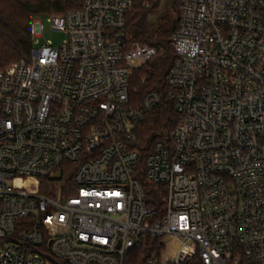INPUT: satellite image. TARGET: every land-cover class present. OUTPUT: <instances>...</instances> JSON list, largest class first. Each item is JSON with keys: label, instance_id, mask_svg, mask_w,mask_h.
<instances>
[{"label": "built area", "instance_id": "built-area-1", "mask_svg": "<svg viewBox=\"0 0 264 264\" xmlns=\"http://www.w3.org/2000/svg\"><path fill=\"white\" fill-rule=\"evenodd\" d=\"M134 1L33 18L31 52L0 69V264H124L146 238L145 264H264V0H173L169 90L141 98L158 48L128 34ZM45 18L58 47L37 48ZM163 100L177 123L140 169L157 210L135 144Z\"/></svg>", "mask_w": 264, "mask_h": 264}, {"label": "trees", "instance_id": "trees-1", "mask_svg": "<svg viewBox=\"0 0 264 264\" xmlns=\"http://www.w3.org/2000/svg\"><path fill=\"white\" fill-rule=\"evenodd\" d=\"M84 0H0V69H5L14 60L27 55L32 50L30 24L37 16L61 15L78 10ZM148 3V5H145ZM170 6V5H169ZM176 3L173 7L176 9ZM161 0H135L134 11L127 14V31L133 41L149 43L158 48L157 54L143 65L137 67L132 76L131 86L143 97L150 91H157L164 96L169 87L166 77L175 58L171 46V37L179 20L172 19L166 10L162 12ZM162 14L156 20V17ZM155 20L149 26L151 15ZM177 111L174 103L163 100L162 103L138 125V140L135 147L140 151L138 175L143 180L148 203L157 210H162L166 190L163 185L149 183L142 176L146 157L154 143L164 140L177 123ZM71 174L65 180L70 181ZM161 241L146 238L141 245L130 248L124 258V264H145L147 259L159 252Z\"/></svg>", "mask_w": 264, "mask_h": 264}, {"label": "rangeland", "instance_id": "rangeland-1", "mask_svg": "<svg viewBox=\"0 0 264 264\" xmlns=\"http://www.w3.org/2000/svg\"><path fill=\"white\" fill-rule=\"evenodd\" d=\"M173 0H168V3L165 7H163L162 10H166V14H168L172 19H176L178 17V9L176 7V9H171L170 8V4L172 3ZM177 6V4H176ZM163 11V12H164ZM152 19L150 17V21L148 22L149 26H151L153 24V21L155 20V18H153V16L156 15H151ZM33 20V19H32ZM44 25H45V30H44V34L43 37L40 39V44L37 45V48H39L43 43L44 40L50 41L55 47H58L61 45L62 41L65 39V34L63 32L60 31H56L54 29H52V27L50 26L49 22L47 21V19H44ZM21 58V57H20ZM19 58H17L16 60H18ZM16 60H14L13 62H15ZM58 186V185H56Z\"/></svg>", "mask_w": 264, "mask_h": 264}, {"label": "water", "instance_id": "water-1", "mask_svg": "<svg viewBox=\"0 0 264 264\" xmlns=\"http://www.w3.org/2000/svg\"><path fill=\"white\" fill-rule=\"evenodd\" d=\"M162 1V6L165 7L168 3V0H161ZM174 5V1H172V3L170 4L171 7H173ZM164 10H162L163 12ZM162 12L156 17V20H158V17L162 14Z\"/></svg>", "mask_w": 264, "mask_h": 264}]
</instances>
